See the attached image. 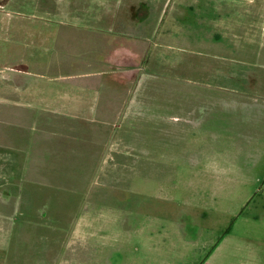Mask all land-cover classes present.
<instances>
[{
  "label": "rangeland",
  "instance_id": "374dc122",
  "mask_svg": "<svg viewBox=\"0 0 264 264\" xmlns=\"http://www.w3.org/2000/svg\"><path fill=\"white\" fill-rule=\"evenodd\" d=\"M90 1L0 0V264H252L264 0H173L156 32L119 6L111 40L140 33L147 52L117 111H67L109 39ZM80 219L90 235L72 238Z\"/></svg>",
  "mask_w": 264,
  "mask_h": 264
},
{
  "label": "crops",
  "instance_id": "0c3cea01",
  "mask_svg": "<svg viewBox=\"0 0 264 264\" xmlns=\"http://www.w3.org/2000/svg\"><path fill=\"white\" fill-rule=\"evenodd\" d=\"M162 1V2H159ZM183 2V0H177L178 4ZM91 5V7H90ZM177 4H173V0H91L90 4H88V8L85 9V14L88 15V12H92L93 16L105 26V31L108 38H102V46L100 48V57L96 68L94 71H81L79 74H75L70 81L78 80L84 83L81 90H78L77 99L73 102H64L62 107L69 110H80L82 112H90V111H110L112 107L117 111V104L114 100V96L116 92H113L112 88L115 86L123 87L125 84V76L123 73L127 70L125 69L127 61L134 60L136 63L140 62V59L147 52V39L143 40V37L140 33H136V37H132V33L126 31H119L121 34L116 39H112L113 32L116 31L113 29L114 19L113 16H118V8L119 6L124 7L122 10V15L127 18L128 26L133 28L135 31H152L156 32L162 25L164 26L163 17L166 15L165 13L169 11V18L167 19V24H171L173 14L172 11L175 10V6ZM93 9L91 10V8ZM63 9H61L62 11ZM178 11V10H177ZM63 12V11H62ZM175 14V13H174ZM155 20L151 21L150 18H154ZM174 19V18H173ZM264 26V25H263ZM141 31H140V30ZM248 31V30H247ZM245 30V35L247 33ZM139 37H142L138 39ZM247 40L250 41V37L246 36ZM138 39V41H136ZM247 41V42H248ZM83 65L84 63L81 62ZM99 81L97 84H90L92 81ZM101 81H103L101 83ZM96 88V90L103 89V92L96 91L93 94H86L84 88ZM121 97L125 96V91H121L118 93ZM69 96V95H67ZM73 103V104H72ZM124 107L129 106L127 103L123 104ZM72 107V108H70ZM81 107V109L77 108ZM103 107V109L98 108ZM76 108V109H75ZM108 108V110H107ZM62 110V109H61ZM111 112V111H110ZM81 222L78 221L74 227L69 229L71 237L74 236L77 238H83L87 234L90 225V222H94L95 220H85L80 219ZM81 225L84 227L82 228ZM93 231V230H92ZM255 249L252 250V264H264V243L262 241L257 242L255 245ZM242 256V254H241Z\"/></svg>",
  "mask_w": 264,
  "mask_h": 264
}]
</instances>
